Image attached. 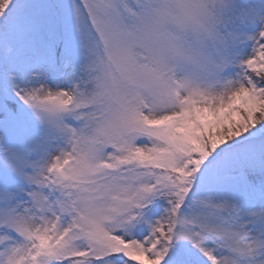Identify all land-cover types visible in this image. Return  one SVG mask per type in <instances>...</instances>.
Wrapping results in <instances>:
<instances>
[{
	"label": "snow or ice",
	"instance_id": "snow-or-ice-1",
	"mask_svg": "<svg viewBox=\"0 0 264 264\" xmlns=\"http://www.w3.org/2000/svg\"><path fill=\"white\" fill-rule=\"evenodd\" d=\"M0 264H264V0H0Z\"/></svg>",
	"mask_w": 264,
	"mask_h": 264
},
{
	"label": "clouds",
	"instance_id": "clouds-1",
	"mask_svg": "<svg viewBox=\"0 0 264 264\" xmlns=\"http://www.w3.org/2000/svg\"><path fill=\"white\" fill-rule=\"evenodd\" d=\"M217 3L219 4V0H217ZM223 3L224 4L229 3V0H223ZM215 15L217 16L220 15L219 7H217V11ZM200 23L205 26L208 25V21L203 20V19L200 21ZM215 27L219 30L223 27V24L219 20H217ZM188 37H189L190 42H195L197 40L196 35H194L191 32L188 33ZM204 38H205V35L202 33L201 40H203ZM178 75L179 76H189L194 80H200L204 78L206 74L204 70L198 64H196L195 62H191V63L186 64L182 69L178 70Z\"/></svg>",
	"mask_w": 264,
	"mask_h": 264
}]
</instances>
